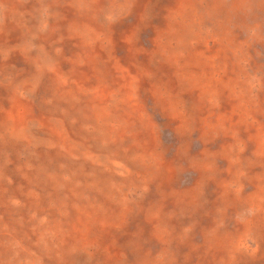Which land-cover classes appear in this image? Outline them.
I'll list each match as a JSON object with an SVG mask.
<instances>
[{"label":"rangeland","instance_id":"1","mask_svg":"<svg viewBox=\"0 0 264 264\" xmlns=\"http://www.w3.org/2000/svg\"><path fill=\"white\" fill-rule=\"evenodd\" d=\"M0 264H264V0H0Z\"/></svg>","mask_w":264,"mask_h":264}]
</instances>
